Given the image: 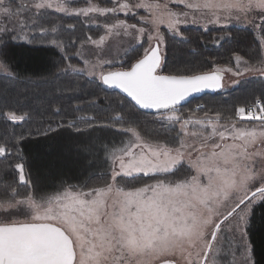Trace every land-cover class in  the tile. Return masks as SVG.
Listing matches in <instances>:
<instances>
[{"label":"snow or ice","instance_id":"6c2138e0","mask_svg":"<svg viewBox=\"0 0 264 264\" xmlns=\"http://www.w3.org/2000/svg\"><path fill=\"white\" fill-rule=\"evenodd\" d=\"M170 3L186 10L173 11ZM49 8L89 19H94L90 13H112L113 22L105 25L107 34L131 36L141 40V46L146 37L148 47L126 69L104 71L103 64L85 61L87 69L73 71L94 75L100 67L103 85L122 90L140 109L156 110L161 120L180 124L183 137L195 139L188 142L178 134L171 144L152 143L143 140L135 127L121 125L119 130L131 133L133 139L109 149L110 182L104 186L88 190L69 186L40 197L28 191L21 198L17 187L10 193L5 188L0 195V264H216L209 257L218 254L217 237L225 221L230 231L239 233L242 264H249L252 250L246 227L255 203H264V101L235 111L240 119L259 122L248 128L220 112H204L203 118L180 115L178 106L189 96L223 88V69L165 74L160 26L182 36L179 25L191 16L193 24L203 19L205 30L208 24L243 20L264 31V0H115L111 8L91 0L85 8H69L65 0H0V37L26 39L27 21L21 14L34 9L33 16L42 15L40 10ZM139 9L150 16H139L134 24L119 19L120 13L135 18ZM104 39L101 36L99 42ZM241 59L236 57L238 67ZM244 65L245 71L264 75V61L259 67H250L247 61ZM0 73L11 75L4 61ZM5 115L14 122L25 118L15 112ZM192 123L201 130L189 133ZM208 128L211 131H205ZM8 154L9 149L0 145V157ZM184 160L188 170L176 178ZM15 169L17 186L30 189L24 165L17 163ZM139 174L152 182L130 184L129 178Z\"/></svg>","mask_w":264,"mask_h":264},{"label":"trees","instance_id":"16d2710c","mask_svg":"<svg viewBox=\"0 0 264 264\" xmlns=\"http://www.w3.org/2000/svg\"><path fill=\"white\" fill-rule=\"evenodd\" d=\"M59 20L63 25H71L74 22V19L71 23L68 20L64 22L63 18ZM184 30L182 36L175 38L170 36L166 39L163 69L165 74L208 71L232 63L236 56L248 62L254 61L253 57L262 45L256 31L251 27L226 26L209 30L196 28ZM261 34L264 36V31ZM62 40L65 51L56 45L48 44L40 37H31L28 41L5 38L0 47V57L11 70V75H0V145L9 149L6 157L13 160L7 161L6 157H0V183L3 182L7 186L11 183L13 187H17V191L22 186H17L18 170L15 169V165L26 161L24 150L30 152V157H45L51 147L57 148L58 141L53 137L63 131L74 130L77 133L80 131L77 136L80 138L82 150H91L85 157H94L98 163L101 161L100 157L108 156L105 153L106 146H101L107 140L111 143L112 140H116L115 146H120L117 135L107 129L111 125L109 123L118 121V115L125 117L122 110H130L134 117H142L139 122H134L139 129L150 131L152 127L162 128L161 124L164 123L159 121L153 123L158 113L140 109L119 89L103 85L97 78H88L84 73L70 70L68 65L72 61L76 62V58L70 59L68 55L77 52V46L82 40L78 41L75 35L73 40L76 43L68 36ZM142 54V46H136L126 53L125 69ZM223 92L224 90L205 92L178 107H192L193 102L205 100L208 95L216 99L221 97ZM200 104L203 105L202 108L206 105L204 101ZM7 112H15L16 115H24L25 118L14 122L6 117ZM90 129L97 130L96 144L93 147L86 143L90 137L87 139L81 137V131ZM153 132L156 133L157 130ZM117 133L123 136V132ZM69 146L65 142L59 146L63 148L62 155L84 156L85 153L78 149L79 145H72L73 148L70 150L67 149ZM7 163L8 169L4 167ZM104 172L96 170L83 180L68 178L66 183L91 186L90 182L95 184L99 180L108 182L110 175H105ZM105 177L107 179H103ZM148 181H150L148 176L129 178L130 184L135 186ZM2 186L3 184H0L1 191L5 190V185ZM31 189L32 187L27 191ZM247 230L253 262L264 264V203H259L254 208Z\"/></svg>","mask_w":264,"mask_h":264},{"label":"rangeland","instance_id":"374dc122","mask_svg":"<svg viewBox=\"0 0 264 264\" xmlns=\"http://www.w3.org/2000/svg\"><path fill=\"white\" fill-rule=\"evenodd\" d=\"M18 3L19 0H16ZM67 3V6L69 8H85L88 6V0H65ZM92 3L98 4L100 7H108L111 8L113 6V3L115 0H91ZM130 2L135 3L136 0H130ZM163 2V0H161ZM169 7L173 11L182 12L186 9L181 4L177 6L175 3H170ZM35 10H30L27 12H23L21 14V18L27 21V26L23 30V35L26 37V39L22 38L19 39L21 41H28L31 37H40L41 39L45 40L48 44L52 45H59L58 47L65 51V44L63 40L64 37H69L70 40L73 43H76L73 40V36L75 35V38L78 39V41L82 40L78 46H77V52L73 53L71 55H68L70 59H75L76 62H71L68 65V68L73 71V68L75 69H87L88 65H86L85 61H89L91 64H103V70L104 71H115L119 70L121 68L125 69L124 61L126 58H124V55L131 51L136 46H141V40L133 39L131 36H124V35H110L107 34V29L105 27L106 24H111L114 20V17L112 13H105L103 15L99 13H90L89 16L93 17L94 19H89L88 17H85L83 15H77L74 12H70L68 14L57 12L55 8H49V9H41L40 12L43 13L42 15H36L33 16L32 13ZM138 15L133 18L132 16H128L126 18L124 13L119 14V19H126V22L129 24H134L139 19V16H150V14L143 9L137 10ZM63 18L64 22L67 20L69 23L74 19V22L70 25H63V23L59 20ZM183 19V17H181ZM192 17L189 16L188 20L189 22L186 24L179 25V31L182 33V31H185L186 28H196V29H203L204 28V21L203 19L200 20L199 23L193 24L191 23ZM34 21V22H33ZM7 24V21H5ZM256 23H259V20L256 21ZM140 26V25H138ZM226 26H244V27H251L256 31V34L259 36V41L261 43V38H264V36L261 34L262 31L258 28H255L251 23H248L247 21H235L228 24H208L207 30L212 29L214 27H226ZM55 28L56 31L53 32L52 29ZM161 32L164 34L165 38V46L163 48V51L165 53L167 41L166 39H169L170 36L175 38L176 36L172 35L167 31L166 25L160 26ZM19 31V30H18ZM104 36L105 39L101 43L100 37ZM89 37L91 39H89ZM10 38L11 35H6L3 37H0V47L3 44V39ZM13 40V39H12ZM57 41V44H53L52 41ZM16 41V40H15ZM93 41H96L97 43H93ZM189 43V42H188ZM262 44V43H261ZM148 47L147 38H143V46L142 48ZM237 57V56H236ZM236 57L233 59L232 63L227 64L225 66H218V68L223 69L221 72L222 75V83L223 88L221 90H224L221 97L212 99L210 95H208V98L205 100H201L200 102H193L192 107L189 106L186 107H179V114L183 117H187L190 114L195 117L203 118L204 112H208L210 115L220 112L223 116H233L235 122L240 127H252V126H258V121L254 120H247V119H240L239 117L235 116V111L240 107L248 108L251 107L253 104L256 103V101L264 100V75H262L258 71H245L244 70V62L245 60L242 58L239 62V67L237 66L238 62L236 60ZM240 57V56H239ZM254 61H247L248 65L250 67H259L260 63L264 61V45H261V48L259 49L256 56L253 57ZM0 61H3L0 57ZM110 62V63H104V62ZM72 67H69V66ZM217 68V67H216ZM231 68L232 71H227V69ZM100 67H97L95 70L94 75H89L88 71L85 70L80 73H84L85 76L88 78H97L99 79V73H100ZM11 71V70H10ZM239 71L240 75H235V73ZM79 72V71H78ZM0 75H5L3 73H0ZM202 101L206 103L205 107L203 106ZM120 106V105H119ZM124 113L123 120L109 123L110 126L121 128V125L123 127H135L137 131L139 132L141 138L143 140L147 139L148 142H169L170 144L173 143V138L177 137L178 134L183 137V133L180 132V124H171L168 121L161 120L160 115H157V118L155 116V119H153V123L155 122H164L162 128H154L152 127L149 130H143L139 129L138 125H135L134 122H139V120L142 119V117H134L135 115L131 114L130 110H122ZM159 118V119H158ZM134 120V121H133ZM108 124V125H109ZM156 126V125H155ZM157 130V132H153ZM201 126L197 125L195 123L189 124L187 127V131L191 133L192 131H200ZM205 131H211L210 128L206 129ZM80 131L77 133L74 130H66L58 134L56 137H53L55 141H58L56 144L57 148L51 147L50 151H46L48 154L45 157H30V152H26L24 150V156L26 157V161L19 162L24 165V171L26 175V179L31 182V192L33 195L40 197L47 194H52L57 191H62L64 188H67L69 186H74L71 184H67L68 178H73L76 180H83L85 179L89 174H91L94 171H105L103 174H108L107 172H110V164L107 165L106 162L99 161L96 162V159L94 157H85L87 156V152H91L90 149H84L82 150L80 146V138L77 136ZM82 135L81 137L83 139L88 138V133H97V130H89V132H83L81 131ZM188 142H192L195 138L188 136L183 137ZM96 136L92 139L89 138L87 144H89L91 147H93L94 144H96ZM128 141V140H126ZM65 142V144H69L70 146L67 149L73 148L72 145H79L78 149L81 153H85L84 156H69V155H62L63 148H59V146ZM124 142V141H123ZM111 145V144H110ZM48 144L46 145L47 148ZM72 146V147H71ZM103 147V144L101 145ZM28 150L30 151V146L28 145ZM113 146L105 147L111 149ZM23 151V150H22ZM109 150H105V153L108 154ZM73 152H70L72 154ZM7 159V157H6ZM11 159H13L11 157ZM7 161H13L7 159ZM182 167H180V171L176 173V178L182 177L185 172L188 170V164L187 160H184L181 162ZM8 163L6 166H4L6 169H8ZM5 169V170H6ZM110 175V174H108ZM139 176H144L143 174H140ZM103 179H107L106 177ZM67 180V181H66ZM97 180V178H96ZM95 181V180H94ZM78 182V181H77ZM110 182V180L108 181ZM152 181H148L145 183H151ZM106 181L99 180L96 184L93 182H90L91 186H77V188H83L84 190H88L89 188L93 187H101L104 186ZM144 183V184H145ZM5 185V188L7 190L11 191V188L13 187V184L9 183L4 184L3 182L0 183ZM95 184V185H94ZM2 186V187H3ZM141 186V185H140ZM19 187V186H18ZM30 191V190H28ZM27 189L22 187L18 188V192L20 193V197L24 196L27 192ZM3 191L0 190V195H3ZM261 202L257 201L255 205L253 206L251 212H250V219L253 214L254 208ZM250 219L248 221L246 232L248 231V227L250 224ZM246 240L248 242L250 241V237L246 235ZM251 244V243H250ZM216 249H218V254L214 253L213 255H210L209 259L215 258L216 264H242V253H243V246L242 242L239 238V233H233L229 230V222L225 221V223L222 225L221 230L217 237V243H216ZM249 264H253V257H251V261Z\"/></svg>","mask_w":264,"mask_h":264},{"label":"crops","instance_id":"0c3cea01","mask_svg":"<svg viewBox=\"0 0 264 264\" xmlns=\"http://www.w3.org/2000/svg\"><path fill=\"white\" fill-rule=\"evenodd\" d=\"M107 131H110L114 135H117L116 138H118L119 141H120L119 142V145H121V142L122 141L127 142L126 140L129 141L130 139H133L131 133H125V132L119 130V128H116V127L109 126L108 129H107ZM119 131L120 132H123V136L122 135H119L120 133H117ZM83 132H89V131H83ZM95 136L96 135L93 134V133H88V137H90L91 139L94 138ZM96 138H97V136H96ZM145 140L147 141V139H145ZM114 142L116 143V140H114V141L112 140V143L107 140V142H105L103 145H105L106 147L115 146V143ZM106 149L109 150V148H106ZM100 159H101V161L106 162L107 165L111 162L110 159L108 158V156L107 157H100ZM110 166H111V164H110ZM107 173L110 174V172H107ZM74 186L77 187V185H74Z\"/></svg>","mask_w":264,"mask_h":264},{"label":"water","instance_id":"95a60500","mask_svg":"<svg viewBox=\"0 0 264 264\" xmlns=\"http://www.w3.org/2000/svg\"><path fill=\"white\" fill-rule=\"evenodd\" d=\"M119 90H120V89H119ZM120 91L122 92V90H120ZM217 91H221V89H219V90H215V91H213V90H205V91L200 92V93H195V94L189 96L184 102H182V104L187 103L190 99H192L193 97H195V96H197V95H200V94H202V93H205V92H217ZM122 93H123V92H122ZM124 94H125V93H124ZM125 95H126V94H125ZM133 102H134V101H133ZM142 110H144V111H146V112L157 113V111H156V110H153V109H147V110L142 109Z\"/></svg>","mask_w":264,"mask_h":264}]
</instances>
